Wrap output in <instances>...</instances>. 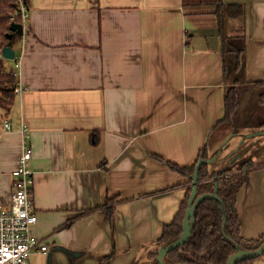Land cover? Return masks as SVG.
<instances>
[{
    "label": "crops",
    "instance_id": "crops-1",
    "mask_svg": "<svg viewBox=\"0 0 264 264\" xmlns=\"http://www.w3.org/2000/svg\"><path fill=\"white\" fill-rule=\"evenodd\" d=\"M24 1L15 58L1 56L22 90L0 112V203L10 202L25 127L31 234L47 246L31 264H151L192 178L170 165L188 170L202 155L215 157L209 173L261 165L242 170L236 211L243 239L264 235V118L235 124L242 103L245 117L264 106V0H221L245 9L226 23L244 40L237 72L232 54L224 65L215 8L200 0ZM233 86L237 112L216 124Z\"/></svg>",
    "mask_w": 264,
    "mask_h": 264
},
{
    "label": "trees",
    "instance_id": "trees-1",
    "mask_svg": "<svg viewBox=\"0 0 264 264\" xmlns=\"http://www.w3.org/2000/svg\"><path fill=\"white\" fill-rule=\"evenodd\" d=\"M17 1L0 0V54L4 47L12 46L20 40V36L16 34L13 35L12 39L7 38V35L11 33V16L17 9ZM200 1L215 8L214 14L218 24L224 65L229 54H232V70L237 72L242 64L241 59L245 50L244 40L241 37H228L225 31L227 19L241 17L245 12L244 6L238 4L226 5L221 0ZM15 21L21 23L19 17H16ZM2 61L3 59L0 57V108L6 110L13 102L17 82L13 72L8 73L3 70ZM260 96L263 97V93ZM237 109L238 93L236 87L233 86L225 91L223 116L216 124L229 123L232 116L236 114ZM202 158L205 159L206 157L202 155ZM195 164L188 170L173 165H170V168L179 172H187L190 177L193 174ZM259 166L261 165L250 166V163H245L243 167L235 171L227 169L212 173L208 172L206 165L200 166L197 196L202 197V199L193 211L194 220L191 225V234L185 244L169 251L164 256L165 264H226L228 258L238 250H254L261 245L264 235L250 241L240 236L235 199L240 188L247 183V176L244 175L242 170ZM215 185H217V192L216 197L213 198ZM187 199L188 195L172 222L164 227L162 235L158 239L159 248L169 245L181 234ZM158 249L150 254L153 258L151 264H160L156 260ZM254 260L246 259L237 264H252Z\"/></svg>",
    "mask_w": 264,
    "mask_h": 264
},
{
    "label": "built area",
    "instance_id": "built-area-1",
    "mask_svg": "<svg viewBox=\"0 0 264 264\" xmlns=\"http://www.w3.org/2000/svg\"><path fill=\"white\" fill-rule=\"evenodd\" d=\"M16 17L20 18L22 24L29 18V8L24 0L17 1V9L11 16L12 22H16ZM21 90V87H16L14 92L17 94ZM10 128V121L5 119L2 122L3 131ZM25 130V127L21 130V152L11 173L10 202L8 205L0 203V264H31L33 254L47 250V246L31 234V227L36 223L33 201L34 174L31 168L32 151Z\"/></svg>",
    "mask_w": 264,
    "mask_h": 264
},
{
    "label": "water",
    "instance_id": "water-1",
    "mask_svg": "<svg viewBox=\"0 0 264 264\" xmlns=\"http://www.w3.org/2000/svg\"><path fill=\"white\" fill-rule=\"evenodd\" d=\"M10 31L11 33L7 35L8 39H12L13 35L22 36L23 35V25L22 23L11 22L10 23ZM1 56L7 60H13L15 57V51L11 46H6L1 50ZM257 135H264V130L256 133ZM215 157L205 160L203 158H199L196 162L193 170V175L191 178V191L187 201V207L185 210V214L182 221V232L179 237L171 242L169 245L165 247H161L157 251V262L160 264H165L163 258L164 256L171 250L183 245L188 240L191 234V225L194 220L193 211L197 203L202 199V197L197 196V183H198V174L199 168L202 164L211 163ZM217 185H215V191L213 194V198L216 197ZM264 253V240L261 245L254 250H238L236 253L232 254L226 264H237L238 262L246 259H255Z\"/></svg>",
    "mask_w": 264,
    "mask_h": 264
},
{
    "label": "rangeland",
    "instance_id": "rangeland-1",
    "mask_svg": "<svg viewBox=\"0 0 264 264\" xmlns=\"http://www.w3.org/2000/svg\"><path fill=\"white\" fill-rule=\"evenodd\" d=\"M245 98H246V96L244 95V97H243V100H245ZM244 103H245V101H244ZM257 106H258V104H256ZM250 109V107H249V105L248 106H246V108H245V104H241V110H240V113L238 114V117H237V121L235 122V124L238 126V125H242L243 123H246L245 124V126H248V124L249 125H252V124H254V125H256V124H258V122L259 121H261L263 118H264V106H262L261 108H260V110L258 111V112H256L255 114H251V116L250 117H245V113H246V111H247V109ZM0 112H2L3 113V109H1L0 108ZM1 113V114H2ZM233 119H234V117H233ZM233 121V120H232ZM260 131V130H259ZM215 132L214 133H211V134H208L206 137H205V139H204V145H206V148H209V149H211L214 145H215V143H216V141H215ZM240 142H241V139L240 140H238V145L240 144ZM251 152H253V151H251ZM255 157V156H254ZM200 158H202V156H200ZM248 159L249 160H253V154L252 155H250L249 157H248ZM205 160H208V158H205ZM208 166V165H207ZM206 166V167H207ZM244 166V164L241 166V167H243ZM191 168V167H190ZM243 170H245V169H243ZM243 172V171H242ZM193 175V174H192ZM198 184V183H197ZM190 191H191V179H189V182H188V192H187V195H188V197H189V194H190ZM186 195V196H187ZM237 195V194H236ZM186 198V197H185ZM236 199V198H235ZM187 201H188V199H187ZM9 204V203H8ZM7 204V205H8ZM187 204V203H186ZM237 212V211H236ZM237 216H238V214H237Z\"/></svg>",
    "mask_w": 264,
    "mask_h": 264
}]
</instances>
